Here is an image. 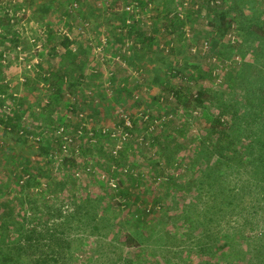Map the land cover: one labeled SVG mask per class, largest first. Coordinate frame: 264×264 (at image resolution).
Wrapping results in <instances>:
<instances>
[{"label": "trees", "instance_id": "16d2710c", "mask_svg": "<svg viewBox=\"0 0 264 264\" xmlns=\"http://www.w3.org/2000/svg\"><path fill=\"white\" fill-rule=\"evenodd\" d=\"M255 1L192 0L185 6L184 1L166 0L153 19L167 23L169 44L176 33L186 36L188 18L193 28L203 12L207 39L219 42L234 32L237 40L226 46L229 55L219 50L218 57L230 62L220 83L212 70H194L185 62L172 65L160 56L168 67L162 74L158 66L154 79L161 88L154 102L161 109L131 125L114 114L101 126H89L75 102L73 116L61 114L66 81L73 89L80 80L76 83L72 72L57 63L50 68L47 102L25 126L40 136L38 160L0 144V162H5L0 168V264H69L90 244L120 247L114 260L119 264H264V4ZM141 3L144 7L147 1ZM52 7L53 0L44 1L41 17ZM65 13L73 18L69 10ZM108 14L127 25L123 12L110 7ZM2 16L0 26L10 27L9 16ZM47 27L51 46L57 31L52 24ZM14 33L16 46L20 38ZM127 36L137 37L136 47L152 46L156 39L140 23ZM124 37L117 39L124 43ZM60 38L74 65L81 66L85 46L74 37ZM0 39L7 37L0 33ZM192 47L190 43L188 49ZM10 48L0 51V63ZM119 51L125 59L127 52ZM169 53L177 59L182 50L171 46ZM2 73L0 65V93L5 94L0 97V129L17 134L31 104L23 96L19 107L6 110L12 91ZM119 74L112 72L114 82ZM206 77L218 84L207 86ZM24 84L34 91L37 78ZM119 88L120 93L133 91L126 82ZM94 114L104 115L98 107ZM136 132L148 134L135 142L130 136ZM18 139L27 141L21 135ZM106 139L115 140L110 151L103 146ZM96 155L107 163L106 179L99 182L101 189L84 193L78 173H100ZM160 204L164 213L155 217ZM132 209L121 219L124 210Z\"/></svg>", "mask_w": 264, "mask_h": 264}, {"label": "rangeland", "instance_id": "374dc122", "mask_svg": "<svg viewBox=\"0 0 264 264\" xmlns=\"http://www.w3.org/2000/svg\"><path fill=\"white\" fill-rule=\"evenodd\" d=\"M44 1L47 0H20L19 4L21 6L25 5L27 9L25 14H23L24 21L10 23V27L0 26V33L7 37V40L0 39V51L3 50L5 46H11V48L7 49L5 52L7 56L3 58V65H0L3 67V74L8 77L9 81L12 83V88L16 91L17 96H20L19 98L16 97L15 101L18 102L23 96H26L29 100L31 104L29 108L31 109L28 108L29 114L27 117L30 116L34 118L36 115L40 116L39 107L43 105L44 98L50 93L48 91L49 88L41 87V83L44 80L48 81L41 75L34 76L37 78V89L31 92L26 89L25 84L20 80V74L22 72L26 73L27 70L26 68H24L25 71L22 70L18 62L16 51H18V46L20 45L22 48L24 47L26 51L30 52L31 56H34L35 52L32 51L33 46L30 43L32 38H35L37 41L40 40L38 42L42 43L40 54L47 70H50V68L57 63L60 68H67L72 72V76H75L76 83L78 82L77 78L80 80L73 89H70V83L67 81L65 86L66 98L63 107L60 108V113L73 116L74 114L70 110L73 102H75L78 106V110L83 113V117L86 119L89 126H101L105 118H111L114 114L122 116L121 114L123 113V115H127L133 121V119L145 120V115L153 111H159L161 108H158L157 104L154 102L155 96H159L161 89L160 85H155L154 82L157 76L156 68L159 66L161 68L160 73L162 74L168 71V67L159 58L160 56H164L168 61H172V65H175L177 62L182 65L185 62L192 66L194 70L201 68V70L206 73L207 70H212L213 75L218 77V83L222 81L224 71L229 68L230 62L227 56H224L222 59L218 57L220 54L219 50L225 53V55H229L226 46L230 42L236 40L237 33L234 34L233 32L232 36L228 34L226 37L220 38L219 42L213 39L212 41L207 39L204 32L207 29L206 12H203L201 17L196 20L195 25L192 22L193 28L190 27L192 17L188 18L187 26L193 31L196 29L198 33L196 31V33L194 32L193 34L191 31L189 36L183 35L179 37L178 33L174 35V47L178 48V50H182V53L178 54V60V58L175 59V57L169 53L170 47L167 49L170 36H172L166 32L167 23L163 18H160L155 24L153 19L154 15L157 16V14L160 13V9L164 7L166 0H145L147 2L151 1L152 7L148 10L146 4L143 7L144 11L140 14V21L136 20L130 24L131 26L140 23L141 29L149 38L153 35L156 36L152 46L139 43L141 45H138V47H136L138 44L136 42L137 37H128L127 31L122 28L124 25H122L119 20L111 18L108 14V8L112 7L118 10V12H123L128 18L129 13L123 10L125 0H53V7L49 15L42 18L40 6ZM75 1H78L77 7L73 6ZM256 1L263 2L264 4V0ZM68 10L73 18L66 15L65 12ZM2 15L3 12L0 10V18L3 17ZM85 17L88 20L84 21L83 18ZM48 20H50V22ZM51 22L57 32L62 28L70 30L74 39L85 46V53L83 52V55L88 54L89 60L81 54L79 58L80 62H82L81 66L74 65L72 57L69 56L67 49L63 47L61 36L58 34H56L51 47L48 43L47 27V24H51ZM78 26L82 27L83 32H81L80 29L78 33L76 32ZM15 31L19 33L18 35L20 38L19 43L16 45L17 47L14 46V42L11 40L16 36L14 33ZM121 34L125 36L124 43L117 39ZM204 40L209 41V46L205 53H203V49H201L205 42ZM128 41L132 42L130 46H127ZM190 43L193 44V48L197 47V51H194L192 48L188 49ZM124 48L129 51H127V57L122 59L121 51L119 50L122 49L123 51ZM137 48H141V50L139 51ZM198 50H200L201 53H198ZM53 51L56 52L55 55H52ZM154 58L158 59L154 61ZM85 59L88 60L87 63H83ZM119 71L120 74L117 75L118 78L114 82L111 78L112 72L117 73ZM173 81L178 83L180 78L176 77ZM202 81L209 87L213 86V84H218L217 81L213 82V79L208 77L204 80L202 79ZM122 82H126L127 86L132 88L133 91L131 94L119 92L121 91L119 87ZM91 103L93 104L92 107L90 106ZM97 107L102 110L104 113L103 116H100V114L96 116L94 114V110ZM171 114L174 116L173 113ZM22 125H27V123L23 122ZM113 126L114 123L110 122L109 127ZM136 134H139L140 137H137ZM147 134V132L141 134L140 132H136L132 133L130 138L135 142H139V140H142V137ZM18 135V133L13 134L12 131L0 129V144L12 146L18 153L31 156L34 161H37L39 154L38 143L28 139L27 141H23L22 139L19 140ZM114 145L115 140L106 139L103 141V146L108 151L112 150ZM100 158L102 157L96 155V158L93 159L100 173H97L96 176H91L88 172L81 173L83 174L80 178L83 180L84 193L86 191L96 190L94 188L101 189L99 187V182L106 179L104 166H106L107 163L103 165L101 162L102 159L100 160ZM97 160H99V164ZM4 163L0 162V168L3 167ZM144 165L146 164L144 163ZM148 172V170L145 171V174H148ZM97 175L100 176V178H98ZM160 207H162L161 204L159 205V209L154 212L155 217H161L163 215L164 210ZM132 211L133 209L124 210L121 219L128 217ZM106 246L107 244H103V247L90 244L86 250L81 248V250L75 253L77 255L76 258L69 261V264H119L115 263L114 260L120 254V247Z\"/></svg>", "mask_w": 264, "mask_h": 264}, {"label": "built area", "instance_id": "2783aa9c", "mask_svg": "<svg viewBox=\"0 0 264 264\" xmlns=\"http://www.w3.org/2000/svg\"><path fill=\"white\" fill-rule=\"evenodd\" d=\"M141 1L142 0H125V5L123 7V10L125 12L129 13V17L126 19L127 25L122 27V28H124V30H126L127 32L129 29H131V26H132V25L130 26L131 23L135 22L136 20L140 21V14H142V12L144 11V8L142 6ZM183 1L181 0V2H183V4L185 6H188V5H190V2L192 0H183ZM214 1H216L217 3H222V0H214ZM0 2H1V7L3 9L4 14L9 16L10 23H16L18 21H24L23 14H25L27 9H26L25 5L21 6L19 4L20 0H0ZM150 2L149 1L147 2L148 10L152 7ZM17 6H19V7H17ZM73 6L77 7L78 1H75ZM184 13H185V10L181 9V12H180L181 17L184 16ZM86 20H88V19H84V21H86ZM79 29L81 30V32H83L82 27L78 26L76 29L77 33H78ZM185 32H186V35H188V36L191 34L189 26L185 27ZM57 34L61 37H63L64 35H67L71 39L74 37L73 34L71 33V31L66 29V28H62L61 30H59L57 32ZM232 35L233 34H230V36H232ZM171 38H172V36H170V40H172ZM105 39H106V37H105ZM236 40H237V38H236ZM236 40H234V41H236ZM38 41H40V40H38ZM38 41L35 38H32L30 41L31 45L33 46L32 51L35 52L34 56H31L30 52L26 51V49L24 47L22 48L20 45L18 46V51H16L18 62L20 64L22 70H24V68H26V70H27L26 73L22 72L20 74V80L22 83H25L26 79L29 77L41 75L45 78H49L51 76L50 70H47L44 66V61H43V58L40 54V51L42 49V43H40ZM204 41H203L204 42L203 46L201 48V49H203V53H205L206 49L209 46V41L208 40H204ZM130 43H132V42L128 41L127 46H130L131 45ZM174 43H175L174 41H171V43L169 44L167 49H169V47H171V46H174ZM192 49L194 51H197V47H194V48L192 47ZM123 51L127 52L129 50L124 48ZM5 56H7V55L3 52V57H2V60L0 63L1 65H3V58ZM1 76H2V82L4 84H6L10 88V90L12 91V96H10L8 98V100L6 101V104H5L6 110L10 112L14 109L15 104H17L16 106L19 107L18 102H16L15 99H16V97L19 98L20 96H17V93L14 90V88H12V83L9 81L8 77H6L3 73L1 74ZM41 87L49 88L48 91H50V82L44 80L41 83ZM4 96H5L4 93H0V97H4ZM47 97H48V95L44 98L43 104H45L47 102ZM28 114L29 113H27V115ZM27 115L21 120V124L19 126L17 133L19 135H21L22 137L27 138L28 140H31L33 142L38 143L40 136L34 134L33 132H31V133L26 132V130H25L26 125H24V126L22 125L23 122L28 124L31 121L32 118L30 116L27 117ZM121 115L123 118H125L126 124L131 125V121H132L131 118L128 117L127 115H123V113ZM81 116L83 117V113L81 114ZM8 131L11 132L10 129H8ZM129 135L130 134H128V136ZM78 176L80 177V176H82V174L79 172Z\"/></svg>", "mask_w": 264, "mask_h": 264}, {"label": "crops", "instance_id": "0c3cea01", "mask_svg": "<svg viewBox=\"0 0 264 264\" xmlns=\"http://www.w3.org/2000/svg\"><path fill=\"white\" fill-rule=\"evenodd\" d=\"M49 22H50V20H48ZM51 24H52V22H51Z\"/></svg>", "mask_w": 264, "mask_h": 264}, {"label": "bare ground", "instance_id": "6f19581e", "mask_svg": "<svg viewBox=\"0 0 264 264\" xmlns=\"http://www.w3.org/2000/svg\"><path fill=\"white\" fill-rule=\"evenodd\" d=\"M218 5V4H217Z\"/></svg>", "mask_w": 264, "mask_h": 264}]
</instances>
